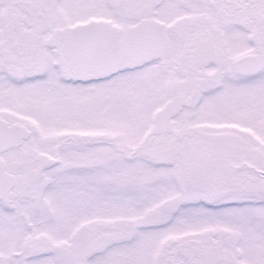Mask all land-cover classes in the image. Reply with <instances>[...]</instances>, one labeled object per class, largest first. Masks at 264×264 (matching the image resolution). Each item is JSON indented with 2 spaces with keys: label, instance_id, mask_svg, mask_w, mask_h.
<instances>
[{
  "label": "snow or ice",
  "instance_id": "1",
  "mask_svg": "<svg viewBox=\"0 0 264 264\" xmlns=\"http://www.w3.org/2000/svg\"><path fill=\"white\" fill-rule=\"evenodd\" d=\"M0 264H264V0H0Z\"/></svg>",
  "mask_w": 264,
  "mask_h": 264
}]
</instances>
